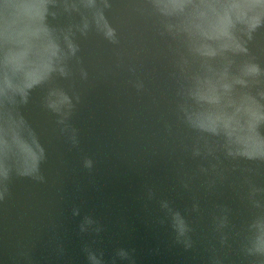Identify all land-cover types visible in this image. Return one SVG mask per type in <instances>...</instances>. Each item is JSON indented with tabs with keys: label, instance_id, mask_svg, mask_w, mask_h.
<instances>
[{
	"label": "water",
	"instance_id": "water-1",
	"mask_svg": "<svg viewBox=\"0 0 264 264\" xmlns=\"http://www.w3.org/2000/svg\"><path fill=\"white\" fill-rule=\"evenodd\" d=\"M109 2L92 14L69 0L70 13L49 17L45 59L65 44L60 28L87 25V34L74 37L70 76L33 88L0 137L12 174L0 264H91L86 246L100 264H255L242 245L255 233L264 246V28L248 54L203 44L204 69L189 57L185 74V49L161 34L148 0ZM110 28L118 43L104 38ZM50 87L74 105L64 125L46 107ZM88 217L96 223L82 232Z\"/></svg>",
	"mask_w": 264,
	"mask_h": 264
},
{
	"label": "clouds",
	"instance_id": "clouds-1",
	"mask_svg": "<svg viewBox=\"0 0 264 264\" xmlns=\"http://www.w3.org/2000/svg\"><path fill=\"white\" fill-rule=\"evenodd\" d=\"M148 3L151 13L159 19L161 34L170 36L185 49L177 62L185 74L190 71L189 57L199 60L201 70L204 69L207 58L201 51L203 44L207 43L219 52L248 54L247 43L264 28V0H148ZM81 4L92 14L111 7L109 0H81ZM73 6L69 0H0V137L6 138L7 127L17 123L19 110L28 104L33 88L45 83L50 85L54 76H70L68 62L79 51L74 37L77 32L86 35L87 25L81 27L75 24L59 29L65 44L63 47L57 45L55 58L45 59L42 52L46 39L56 30L49 24V17L55 18L62 12L70 13V7ZM209 32L211 38L207 35ZM103 35L111 43H118L115 29L110 28ZM41 66L44 71L37 75L36 70ZM254 67L255 75H261L259 67ZM83 75L86 77L87 73ZM198 76L199 72H196L192 78ZM259 83L256 80L252 86ZM46 107L61 114L63 118L58 123L64 125L74 105L63 89L50 87ZM65 107L67 111L63 110ZM73 143H77L74 136ZM84 166L91 169L92 160L86 159ZM32 178L40 182L45 180L42 175H33ZM11 179V170L5 167L3 154L0 153V201L10 194ZM252 202L255 207H262L260 201L253 199ZM72 214L79 216L80 210L74 208ZM93 223L96 222L90 217L85 218L81 231L87 230L85 224ZM96 231L100 232L102 228L97 227ZM255 240L254 233L242 245V250L247 257L255 258V264H264V246L258 245ZM182 242L186 249L192 247L190 241ZM84 250L91 264H100L90 248L86 246ZM118 255L121 258L128 257L127 251L123 249L119 250Z\"/></svg>",
	"mask_w": 264,
	"mask_h": 264
}]
</instances>
